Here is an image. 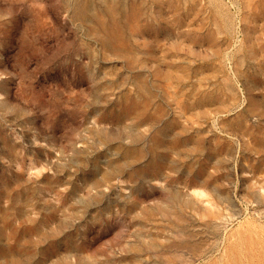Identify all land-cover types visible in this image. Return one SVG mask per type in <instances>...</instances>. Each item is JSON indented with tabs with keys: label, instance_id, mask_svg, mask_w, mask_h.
<instances>
[{
	"label": "rangeland",
	"instance_id": "obj_1",
	"mask_svg": "<svg viewBox=\"0 0 264 264\" xmlns=\"http://www.w3.org/2000/svg\"><path fill=\"white\" fill-rule=\"evenodd\" d=\"M0 264H264V0H0Z\"/></svg>",
	"mask_w": 264,
	"mask_h": 264
}]
</instances>
